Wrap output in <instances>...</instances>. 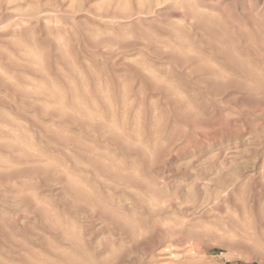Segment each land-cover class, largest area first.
<instances>
[{
  "label": "rangeland",
  "instance_id": "374dc122",
  "mask_svg": "<svg viewBox=\"0 0 264 264\" xmlns=\"http://www.w3.org/2000/svg\"><path fill=\"white\" fill-rule=\"evenodd\" d=\"M0 264H264V0H0Z\"/></svg>",
  "mask_w": 264,
  "mask_h": 264
}]
</instances>
